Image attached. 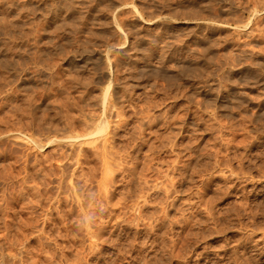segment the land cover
<instances>
[{"label": "rangeland", "instance_id": "1", "mask_svg": "<svg viewBox=\"0 0 264 264\" xmlns=\"http://www.w3.org/2000/svg\"><path fill=\"white\" fill-rule=\"evenodd\" d=\"M0 264H264V0H0Z\"/></svg>", "mask_w": 264, "mask_h": 264}, {"label": "bare ground", "instance_id": "2", "mask_svg": "<svg viewBox=\"0 0 264 264\" xmlns=\"http://www.w3.org/2000/svg\"><path fill=\"white\" fill-rule=\"evenodd\" d=\"M103 122V121H102ZM90 127V126H89ZM95 128V127H94ZM100 130V132L101 131H103V129H104V126H100V128H99ZM98 130V129H97ZM90 133H92V132H90ZM93 134V133H92ZM92 134H89V133H87V135L89 136V135H91L92 136ZM96 135H98V133L96 134ZM78 137V136H77ZM84 139V138H83ZM86 139V138H85ZM89 139V138H88ZM103 139V138H102ZM107 139V138H106ZM91 140V139H90ZM95 140V139H94ZM79 141V140H78ZM91 141H93V140H91ZM102 141V140H101ZM107 141V140H106ZM77 142V141H76ZM100 142V141H99ZM84 143H85V141H84ZM88 143V142H87ZM96 145H97V143H95ZM79 146V145H78ZM104 146V145H103ZM95 147V146H94ZM104 148V147H103ZM81 149H83V148H81ZM107 149V148H106ZM84 150V149H83ZM84 152V151H83ZM118 152V151H117ZM113 153V152H112ZM105 154V153H104ZM104 154H102V155H104ZM110 155H111V153H110ZM119 155H120V153H119ZM121 156V155H120ZM113 157V156H112ZM82 159H83V157H81ZM105 158V157H104ZM109 158V157H108ZM115 159V158H114ZM96 160V159H95ZM100 160V159H99ZM111 161H113V160H111ZM114 162H115V160H114ZM123 162V164H124V161H122ZM107 163H109V162H107ZM112 163V162H111ZM118 163V162H117ZM100 164H101V162H100ZM110 164V163H109ZM98 165V164H97ZM118 165H120V164H118ZM122 165V164H121ZM125 165V164H124ZM100 167V166H99ZM113 167V166H112ZM120 167V166H119ZM124 167V166H123ZM127 167V166H126ZM115 169V168H114ZM120 169V168H119ZM120 170H122V169H120ZM65 170H63V172H64ZM129 171V170H128ZM117 173H118V171H117ZM66 175V174H65ZM81 175V174H80ZM111 177V176H110ZM113 177V176H112ZM96 178V177H95ZM61 179V178H60ZM67 179V178H66ZM99 179V178H98ZM97 179V180H98ZM114 179V178H113ZM63 180H65V179H63ZM77 180V179H76ZM115 180V179H114ZM75 181V180H74ZM82 181V180H81ZM65 183H66V181H65ZM96 184V183H95ZM64 185V184H63ZM92 185V184H91ZM68 186V185H67ZM88 186V185H87ZM117 186V185H116ZM97 187V186H96ZM72 188V187H71ZM61 189V188H60ZM84 189V188H83ZM98 189V188H97ZM101 189H103V188H101ZM72 190V189H71ZM77 190V189H76ZM100 190V189H99ZM39 192V191H38ZM66 192V191H65ZM67 192H69V191H67ZM57 193V192H56ZM99 193V192H98ZM34 194V193H33ZM69 194V193H68ZM108 194V193H107ZM71 195V194H70ZM80 195V194H79ZM35 196V195H34ZM38 196V195H37ZM36 196V197H37ZM42 196V195H41ZM72 197L74 196V194L73 195H71ZM70 196V197H71ZM62 197V196H61ZM71 197V198H72ZM54 199V198H53ZM80 199V198H79ZM86 199V198H85ZM87 199H89V198H87ZM74 200V199H73ZM75 200H77V198L75 199ZM65 201H67V200H65ZM90 201V200H89ZM107 201V200H106ZM69 202V201H68ZM76 202V201H75ZM51 203V202H50ZM72 203V202H71ZM81 205V204H80ZM89 205V204H88ZM54 207V206H53ZM57 207V206H56ZM55 207V208H56ZM78 208V207H77ZM49 209V208H48ZM59 210V209H58ZM99 210V209H98ZM111 210V209H110ZM50 211V210H49ZM56 211V210H55ZM76 211V210H75ZM90 212H92V211H90ZM49 213H51V212H49ZM48 214V213H47ZM84 214V213H83ZM96 214V213H95ZM94 214V215H95ZM79 215V214H78ZM85 215V214H84ZM68 216V215H67ZM80 216V215H79ZM108 216V215H107ZM72 217V216H71ZM100 217V216H99ZM109 217V216H108ZM57 218V217H56ZM60 218V217H59ZM58 218V219H59ZM62 218V217H61ZM69 218V217H68ZM95 218V217H94ZM97 218V217H96ZM49 219H50V217H49ZM48 219V220H49ZM88 218H86V220H87ZM65 220V219H64ZM74 220V219H73ZM96 220V219H95ZM52 221V220H51ZM75 221V220H74ZM92 221V220H91ZM84 222V221H83ZM86 222V221H85ZM102 222V221H101ZM79 223V222H78ZM90 223V222H89ZM94 223V222H93ZM63 224V223H62ZM98 224V223H97ZM68 225V224H67ZM85 225V224H84ZM96 225V224H95ZM73 230V229H72ZM79 230V229H78ZM78 234H80V233H78ZM70 235V234H69ZM72 235V234H71ZM94 235V234H93ZM79 237V236H78ZM81 237V236H80ZM92 238V237H91ZM80 239V238H79ZM93 240H94V238H93ZM91 242V241H90ZM74 243V242H73ZM92 243V242H91ZM79 244H81V243H79ZM94 246V245H93ZM82 248V247H81ZM90 249V248H89Z\"/></svg>", "mask_w": 264, "mask_h": 264}]
</instances>
